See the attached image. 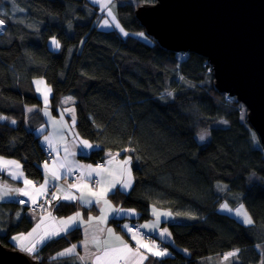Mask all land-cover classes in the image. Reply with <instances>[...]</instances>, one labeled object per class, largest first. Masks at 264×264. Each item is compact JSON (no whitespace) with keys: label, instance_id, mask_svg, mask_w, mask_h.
<instances>
[{"label":"trees","instance_id":"trees-1","mask_svg":"<svg viewBox=\"0 0 264 264\" xmlns=\"http://www.w3.org/2000/svg\"><path fill=\"white\" fill-rule=\"evenodd\" d=\"M115 1L122 25L144 31L134 12L154 0ZM0 10L6 13L0 15L6 23L0 33V117L7 118L0 120L1 156L18 159L26 177L42 180L41 165L48 156L41 134L28 124L44 119L38 110H25L42 103L32 83L41 77L52 91L53 114L62 96L72 97L77 131L96 145L92 159L107 151L131 157V190L115 189L109 200L135 208L140 218L150 216L151 206L179 218L168 225L175 243L189 255L172 248L171 255L144 264H206L207 256L237 249L239 260L231 264L264 261V149L246 122V107L216 90L203 56L164 49L152 38L147 43L98 29L102 13L88 0H0ZM52 37L59 50L50 45ZM205 129L209 139L199 143L195 134ZM221 201L231 207L243 204L253 223L219 211ZM30 205L0 202L5 246L14 248L11 235L30 230L34 218L29 211L53 216L80 211L84 217L97 212L59 197L52 211ZM118 222L112 220L117 227ZM80 236L76 227L41 244L39 264H79L75 253L57 254Z\"/></svg>","mask_w":264,"mask_h":264},{"label":"water","instance_id":"water-1","mask_svg":"<svg viewBox=\"0 0 264 264\" xmlns=\"http://www.w3.org/2000/svg\"><path fill=\"white\" fill-rule=\"evenodd\" d=\"M134 15L162 48L206 59L214 87L246 107L264 149V0H154ZM0 264L39 261L0 242Z\"/></svg>","mask_w":264,"mask_h":264},{"label":"crops","instance_id":"crops-1","mask_svg":"<svg viewBox=\"0 0 264 264\" xmlns=\"http://www.w3.org/2000/svg\"><path fill=\"white\" fill-rule=\"evenodd\" d=\"M35 81H42V83L37 84V82ZM32 83L34 90L37 93V95L41 98L42 103L40 106L28 105L25 107V110L28 114L32 111L38 110L42 114L44 120L40 125L33 126L32 124L29 123L28 127L31 128L36 134H41L39 141L40 145L48 149L49 157L48 160L44 161L41 165L43 172V178L41 181L35 182L29 179L28 177H26L25 174L23 173L26 179L33 182L32 183L33 185L24 184L23 180L25 179L22 178V176L16 178L12 175V173L14 172L22 171L21 167L19 170L16 169L14 166H8L7 168L0 167V172L2 173V175H0V185H6L8 188L11 189H24L29 193V197H25L23 195H18L13 193L10 194L8 197L0 198V202L8 201V200H16V198L19 196L27 198L29 203H31L30 197L35 198L36 201L38 202L43 197V195L48 192L47 189L51 187L53 192L57 194L59 198L63 197L64 195H75L77 196L78 199L70 202H76L78 204L86 206L79 200L80 195L83 194L82 193L83 188L86 187L87 189L86 193L83 194L85 198H89L90 192L103 193V195L100 196V203L99 204L93 203L91 205L97 208V212L95 214H89L87 215V217H84L80 211H76L69 215H64V216H53L47 211H42L37 213H33L29 211V213L34 218V223L32 224L30 230L27 231V233L31 232L32 229L37 226V224H41V226L37 230V232L33 234V236L31 237V241L28 239V237L26 238L25 241L27 243L38 242L40 240V236L43 234L45 230L51 231V230L59 229L60 227L63 226L61 224L62 220H67L68 217L73 216L76 213H80V220L82 221L78 224V228H80L81 231L80 239H78L76 242L72 243L67 247L70 248L72 245H76L75 254L79 264H93V261L91 259L80 261L78 259V255L86 256L88 252H92V253L97 252V248L94 244L91 243V240L93 238H97L100 241L109 239L107 233V229L109 228L113 230L114 236H120L123 239V241L127 242V244L135 250L136 241L132 239V234L129 233L128 229L124 228L123 226L128 225V222L131 219H136L138 221L139 226L144 224H151L156 221L155 213L163 214L170 212H166V210L164 209L151 206L150 216L147 218H140L139 213L135 208L113 204L108 198V194L110 193L108 189L110 185L112 183H116L115 189H120L124 192H128L130 189L124 190L120 187V184L123 181L129 179L131 180V183L133 181L132 173H131V177H129L127 174V168H130L129 165H123V161L128 159V158H124L125 157L124 155L127 152L117 153V152L107 151L105 155H108L110 157L108 158L107 161H105L103 157L104 165L98 168L100 175H97L95 172H93L92 176L89 177L87 175L88 172L90 171L89 162H92L93 164L96 165L95 160L90 157V154L95 149L96 145L95 143L82 137L78 133L76 126L73 124V120H72L74 112L69 111L70 115H66L65 110L61 109L63 108V106L66 107V105L67 106L73 105V101L71 100L66 102V104H64L63 99L67 98V96H62L59 103L61 104V108L59 107L58 104L57 113L53 114L49 107L50 96L52 94V91H47L48 89L51 90V88L45 83L44 80H40L39 78L33 79ZM38 88L40 89L39 91H37ZM45 94L47 95V103H45ZM28 109H32V110L28 111ZM69 110H73V109L70 108ZM45 137H48L49 140H46ZM49 141H51V143H49ZM82 141H87L89 144L94 145L95 147L88 150H82L81 147ZM0 157H3L5 162L16 161L15 158L4 157L1 155ZM61 164H64L65 167L61 168L60 167ZM45 165H47V167H45ZM69 168L71 169V171H69ZM91 168H97V165L94 167L91 166ZM74 170L80 171V178L77 181H67L66 177ZM52 171H56L59 174L60 179L52 178L51 176ZM46 178L48 180L47 185H45L46 191H44L41 194L37 190L40 188V185L45 184ZM89 180H91V185L88 183ZM93 180L96 183H93ZM72 182H75V185L79 186L76 187L77 188L76 192L73 190ZM91 199L95 201L96 197H91ZM60 200L68 201L63 199ZM105 201H107V203H105ZM110 208H122L125 210H133V211L132 212L126 211L125 213L116 215L110 211ZM101 209H103V211H101ZM104 216L107 217L106 220L99 219L100 217H104ZM41 217H43V223H41ZM89 217H92L93 219L89 221ZM112 220H119L118 222L119 227L112 224ZM178 220L179 218L172 213H171V217H165L161 215L159 226L156 229L142 228L143 230L150 233V238L144 239L140 235H138L137 239L140 240L141 243L148 244L150 247L153 244L157 245L158 247L155 248L154 251H163L166 247H168L171 251H168L169 254L165 256L171 255L172 248L180 251L184 255H189L188 250L185 251L186 249L178 246L175 243L170 227L168 225L169 223L176 222ZM165 228L168 229V233H170V236L166 235L165 237L162 238L159 235V233L163 231V229ZM101 229H103V231H100ZM22 233H24L25 235L27 234L25 232ZM64 234L65 233L61 235ZM85 240L89 241L87 252L85 250V245L82 243ZM41 244L43 243H37V248ZM111 245L119 246L118 242L114 240V237L111 239ZM140 251L141 253H143L148 257V259L143 261V264L147 262V260H154L160 258L152 255V253L148 252L147 249L141 248ZM228 253L223 254L221 257L223 256L225 257L226 254ZM121 264H123V262H121Z\"/></svg>","mask_w":264,"mask_h":264},{"label":"snow or ice","instance_id":"snow-or-ice-1","mask_svg":"<svg viewBox=\"0 0 264 264\" xmlns=\"http://www.w3.org/2000/svg\"><path fill=\"white\" fill-rule=\"evenodd\" d=\"M108 2H110V0H108ZM105 7H107V3H105L104 5ZM18 9L13 7L12 11L15 12ZM19 11H23V9H19ZM0 15H6V13H4L2 10H0ZM107 15L111 18L112 23L110 24L109 20H104L103 21V26L105 27H115L116 29H119V31L121 33H123L124 35H128V33L124 30V28L119 24V22L117 21L116 17L113 15L111 8L109 7L107 9ZM5 26V20L4 19H0V29H3V27ZM141 36H143V33H140ZM51 43L54 46V48L56 50H59L61 45L59 43L58 40H56L55 37H52L51 39ZM42 83V81H37V84ZM40 89L38 88L37 91H39ZM47 91H51L50 89H48ZM169 95H172V93H169ZM72 97H67L65 98V102L71 101ZM45 103H47V95L45 94ZM32 109H28V111H31ZM69 111H73L74 110H69ZM0 119H7L5 117H0ZM73 120V124L75 123V116L73 115L72 117ZM11 123L15 124L16 122L13 120L11 121ZM226 123V122H225ZM207 133H202L199 135V140L200 141H204L205 137H206ZM46 140H49L48 137H45ZM49 143H51V141H49ZM81 147L82 150H88L91 149L93 147H95L94 145L89 144L87 141H82L81 142ZM131 164V157H129L128 159H126L125 161H123V165H130ZM8 166H14L16 169H20V164L16 161H4L3 157H0V167H4L7 168ZM45 167H47V165H45ZM61 168L65 167L64 164L60 165ZM100 166H97V168H91V166H89L90 171L88 172V176L91 177L92 173L95 172L97 175H100V172L98 171V168ZM69 171H71V169L69 168ZM127 174L129 177H131V169L127 168ZM12 175L16 178H19L20 176H23V172L22 171H18V172H14L12 173ZM51 176L54 179H60L59 174L56 171H52L51 172ZM24 183L26 185H30L33 182L29 181V180H24ZM48 180L46 178L45 180V184L40 185V188L37 190L38 192H40L41 194L46 191L45 185H47ZM73 187H79L78 185H73ZM120 187L124 190L130 189L132 187V183L131 180H125L120 184ZM116 188V183H112L108 189L109 192H113L114 194V190ZM18 194V195H23L25 197H29V193L27 191H25L24 189H11L8 188L6 185H0V198H4V197H8L10 194ZM103 195V193H96V192H90L89 193V198H85V196L83 194L80 195L79 200L86 206H91L93 203L95 204H99L100 203V196ZM91 197H96L95 201L93 199H91ZM31 199V203L32 204H36L37 201L35 198L30 197ZM58 198L55 196V194H53V200H57ZM59 199H63V200H68V201H75L77 200V196L75 195H64L63 197L59 198ZM19 203L24 204L25 201L23 199L19 200ZM105 203H107V201H105ZM41 207H43L41 205ZM222 208H227V205H222ZM101 211H103V209H101ZM110 211L113 212L116 215L125 213L127 212H132L133 210H125L122 208H110ZM235 213L237 216L242 217V223L246 224V225H251L253 223L252 218L249 216V214L247 213L246 210H244V206L240 205L237 209H235ZM19 215V213L17 214ZM156 215V221L154 223L151 224H144V225H140V228H149V229H156L159 226L160 223V217L161 215L165 216V217H171V213H155ZM93 218L89 217V221H91ZM99 219L101 220H106L107 217H100ZM82 222L80 220V213H76L73 216H70L67 218V220H62L61 224L63 225L62 227H60L59 229H55V230H45L43 232V234L40 236V240L38 242H32V243H26L25 240L27 237H32L34 233L37 232V230L40 228L41 224H37V226L35 228L32 229L31 232L27 233L26 235L24 233H20L17 235H14L11 237L12 241L15 242L17 248L22 251L27 253L29 256H32L33 259H39V254L37 251V243H47L48 241L54 240L56 237L60 236L63 233H67L69 231H71L72 229L78 227V224ZM41 223H43V217H41ZM124 228L128 229L129 233L132 234V239L136 241V249L134 250L132 247H130L127 242L123 241V239L120 236H114L113 230L111 228L107 229V233H108V237L109 239H105L103 241H100L97 238H93L91 240V243L94 244L97 248V252L92 253V252H88V254L86 256H79L78 254V259L80 261H85L88 259H91L93 261V264H121V262H123V264H143V261L148 259V257L146 255H144L143 253H141L140 249L144 248L147 249L148 252L152 253V255L157 256V257H162L165 256L168 253V250L165 248L163 251H154L155 248H157L158 246L153 244L151 247L146 244V243H141L140 240L137 239V236L139 235V231H135L133 232V230L131 228H129L128 225H124ZM100 231H103V229H101ZM159 235L163 238L166 235L170 236V233H168V229L165 228L163 229V231H161L159 233ZM114 237V240L116 242H118L119 246H112L111 245V239ZM85 245V250L86 252L88 251V240H85L82 242ZM259 247V246H257ZM76 250V245H72L70 248L65 249L64 251L60 252L57 254V257L60 256H69L73 253H75ZM187 251V250H185ZM239 252V250H235L234 252L228 253L225 256V259L228 258V256H235L237 253ZM33 254H35L33 256ZM53 259H56V257H53ZM262 264H264V261H262Z\"/></svg>","mask_w":264,"mask_h":264},{"label":"rangeland","instance_id":"rangeland-1","mask_svg":"<svg viewBox=\"0 0 264 264\" xmlns=\"http://www.w3.org/2000/svg\"><path fill=\"white\" fill-rule=\"evenodd\" d=\"M88 1H89L90 3H92V4L96 5V6H98L99 10H100L101 13H102V16L100 17V19H99V20L97 21V23H96V26H97L98 29H102V30L113 29V30H116V31H117L122 37H126V36H127V35H124L123 33H121V32L119 31V29H116L115 27H105V26H103V21L106 20V19L109 20L110 24L112 23L111 18L107 15V9L110 7L111 10H112L113 15L116 17L117 21H118L119 24L124 28V30L128 33V35H133V36H135V37H137V38H139V39H141V40H143V41H145V42H147V43H150V42H151V37H149V36L145 33V31H142V30H141V31H140V30H137V31H129V30H127V29L122 25L121 21H120L119 18H118V15H117V9H116L117 4H116V1H115V0H110V2H108V0H88ZM105 3H107V7L104 6ZM140 33H143L144 35L141 36ZM50 45L53 46L52 43H51V41H50ZM35 78H39L40 80H43L41 77H35ZM35 78H33V79H35ZM35 82H37V81H35ZM67 97H69V96H67ZM59 103H60V101H59ZM63 103L66 104L65 99H63ZM59 107L61 108V104H59ZM70 108H72V109L74 110V113H73V114H74V116H75V121H76L75 107H74L73 105H70V106H67V105H66V107L63 106V108H61V109H64V110H65V114H66V115H70V112H69V109H70ZM70 124H71V123H70ZM74 125H75V123H74ZM202 133H207V135H206L204 141H200V140H199V135L202 134ZM195 138H196V140H197L199 143H204V142H206V141L209 139V130H208V129H205V130H203V131H199V132H197V133L195 134ZM124 156H125L124 158H129L128 153H126ZM109 157H110V156L105 155V156H104V160L107 161ZM15 160H16L17 162H19L18 159H15ZM19 163H20V162H19ZM89 163H90V166H92V167L96 166V165L93 164L92 162H89ZM20 166H21V164H20ZM129 167H130V169H131V173H132L131 164L129 165ZM132 175H133V173H132ZM22 178L26 179V177H24V175L22 176ZM91 179H92V178H91ZM26 180H28V179H26ZM133 182H134V181H132V186H133ZM23 183H24V180H23ZM88 183L91 185V180H89ZM93 183H96V182L93 180ZM24 184H25V183H24ZM72 184L75 185V182H72ZM32 185H33V184H32ZM220 185H221V187H223V184H217V187L220 186ZM34 186H36V185H34ZM131 188H132V187H131ZM131 188H130V190H131ZM73 190L76 192L77 188H76V187H73ZM130 190H129V191H130ZM86 191H87V189H86V187H85V188H83L82 193L85 194ZM126 193H128V192H126ZM219 204H220V205H219V209H220L221 211H224V212L230 213V215L236 217L239 221L242 222V217H239V216L236 215V213H235V209H237L240 205H243V204H238V205L235 206V207H231V206H229V205H228L226 202H224V201H223V202L221 201ZM222 205H227V208H222V207H221ZM243 206H244V205H243ZM165 210H166V209H165ZM244 210H246L245 206H244ZM246 211H247V210H246ZM166 212H170V211H169V210H166ZM247 213H248V211H247ZM248 214H249V213H248ZM249 216H250V215H249ZM250 217H251V216H250ZM25 233H27V231H26ZM15 234H19V233H15ZM15 234H13V235H15ZM11 236H12V235H11ZM10 238H11V237H10ZM28 239L31 241V237H28ZM10 241H11V244L13 245V247H14V248H17L16 244H15L11 239H10ZM25 242H26V241H25ZM26 243H27V242H26ZM17 249H18V248H17ZM65 249H68V248H64L62 251H64ZM166 249H167L168 251H171L168 247H166ZM62 251H61V252H62ZM171 253H172V252H171ZM238 260H239V257L237 256V254H236L235 256H228L227 259H225L224 256L221 257L220 255H217V256H207V258L205 259L206 264H231V263L236 262V261H238ZM258 264H262V262H259Z\"/></svg>","mask_w":264,"mask_h":264},{"label":"built area","instance_id":"built-area-1","mask_svg":"<svg viewBox=\"0 0 264 264\" xmlns=\"http://www.w3.org/2000/svg\"><path fill=\"white\" fill-rule=\"evenodd\" d=\"M5 27H6V23H5V26L3 27V29H0V33H2L4 30H5ZM42 152L45 154V155H49V152L46 148L42 147ZM96 164L98 166H101L103 164V161L100 160V159H97L96 160ZM80 178V171L79 170H74L72 171L67 177L66 179L69 180V181H75L77 179ZM53 192L51 190H49L46 194H44V196L36 203V204H33V205H30L29 204V201L27 198L25 197H22V196H19L17 198V201L19 203V200L23 199L25 201L24 204H21V205H30V208L32 210H35V211H42V210H50L52 211V208L54 207L55 205V202L57 200H53ZM55 196L58 198L59 196L57 194H55ZM41 205L43 207H41ZM129 228H131L133 230V232L135 231H139V234H141L142 236H146V232L145 231H142L138 225L135 223V222H130L129 224Z\"/></svg>","mask_w":264,"mask_h":264},{"label":"clouds","instance_id":"clouds-1","mask_svg":"<svg viewBox=\"0 0 264 264\" xmlns=\"http://www.w3.org/2000/svg\"><path fill=\"white\" fill-rule=\"evenodd\" d=\"M1 19V18H0ZM211 72H212V70H211ZM252 128V127H251ZM43 146H41V148H42ZM45 148V147H44ZM48 150V149H47ZM49 152V151H48ZM48 157H49V155H47ZM97 160V159H96ZM95 160V161H96ZM223 202V201H222ZM225 202V201H224ZM220 205V204H219ZM218 209H219V206H218ZM219 211H221L220 209H219ZM221 212H224V211H221ZM225 213H227V212H225ZM228 214H230V213H228ZM232 216V215H231ZM234 217V216H233ZM236 218V217H235ZM130 222H135L137 225H138V227H139V224H138V221L136 220V219H131V220H129V222H128V226H129V224H130ZM140 228V227H139ZM142 231H145V230H143L142 228H140ZM146 232V236H142L141 234H139L142 238H144V239H147V238H150V233L149 232H147V231H145Z\"/></svg>","mask_w":264,"mask_h":264}]
</instances>
